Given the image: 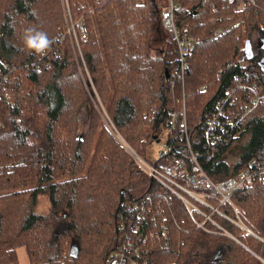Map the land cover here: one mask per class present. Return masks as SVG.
<instances>
[{
	"label": "trees",
	"instance_id": "1",
	"mask_svg": "<svg viewBox=\"0 0 264 264\" xmlns=\"http://www.w3.org/2000/svg\"><path fill=\"white\" fill-rule=\"evenodd\" d=\"M174 2L177 25L204 40L183 84L156 0H67L86 32L81 58L62 0H0V264H17L20 246L29 264H119L109 256L128 242L134 264H264V0L256 12L226 0ZM28 29L52 41L44 54L24 48ZM247 40L253 56L242 67ZM182 102L190 150L209 179L255 173L231 203L211 200L216 211H188L122 144L143 156L165 131L172 151L157 166L188 153ZM40 194L47 214L34 210ZM158 204L168 234L144 239L159 230Z\"/></svg>",
	"mask_w": 264,
	"mask_h": 264
},
{
	"label": "built area",
	"instance_id": "2",
	"mask_svg": "<svg viewBox=\"0 0 264 264\" xmlns=\"http://www.w3.org/2000/svg\"><path fill=\"white\" fill-rule=\"evenodd\" d=\"M226 1L229 7L236 12L245 8H251L255 10V12L258 9V0ZM159 6L161 9L160 24L175 45L178 63L177 72L180 76L181 83L183 84L185 72L189 67V58L191 57L196 46L201 44L204 40L202 37L194 36L193 34H191L187 25H177L174 19V12L177 9V4L174 2V0H159ZM239 23L240 20L230 26L218 28L213 32V34H211L210 38L218 39L223 37L225 34L229 33L233 28H235ZM79 27L82 33V37H85V29L83 24L80 23ZM240 64L242 67L246 66L245 61L240 62ZM252 87L255 88L254 85ZM256 93H259V89H256ZM258 99L259 97L256 96V98L251 101L252 105H255ZM181 114L182 120L179 122L178 126L182 131V136L186 138L185 140L188 147V153L182 156H174L170 159L169 162L163 163L161 164V166H157L155 161H153L152 163H148L142 156H139L133 150L128 148L126 144H124L123 142L122 144L128 150L138 166H140L151 178L164 186L166 190H168L171 194L176 196L185 205L188 211L198 210L196 203L208 206L209 208H212V211H216L217 209L215 207L210 206L211 200L216 201L218 203V206L224 203H231L230 196L233 193L249 186L253 182L255 173L251 171L250 168H247L233 176H228L216 182L209 179L198 165L196 154H194L190 150L189 141L186 134L184 102H182ZM217 114L223 116L222 107L219 106ZM175 116L176 114H174V117ZM209 123L212 130L214 129V126L220 125L217 116L212 118ZM207 139H209V136ZM171 151L172 144L167 142L166 140L163 141V143L161 144V150L158 152V158H164ZM258 176L261 179H264V173H260L258 174ZM154 215L157 218L159 217V219L161 220V222L157 224L159 230L148 231L147 233L149 235H147L146 233V235L143 236L144 239H146V237L155 239L158 231L161 232L162 236H167L168 234L167 226L163 222L166 220L165 211L160 204H158L157 208L155 209ZM135 216L137 218L142 217L140 213L135 214ZM154 224L155 223H153V225ZM131 245V242H128L126 243V245L120 247L115 253L110 254L109 261H117L119 264H134L129 256L127 257L126 255V252H129ZM135 254L138 255L137 250H135ZM143 264H146V260H143Z\"/></svg>",
	"mask_w": 264,
	"mask_h": 264
},
{
	"label": "rangeland",
	"instance_id": "3",
	"mask_svg": "<svg viewBox=\"0 0 264 264\" xmlns=\"http://www.w3.org/2000/svg\"><path fill=\"white\" fill-rule=\"evenodd\" d=\"M156 2H157L158 7H160L159 6V0H156ZM62 4H63V13H64V16H65V21L68 24L67 33L69 34L68 31H70V39L72 40V43L74 41L73 44H75V45L72 44L74 46V50L77 52V54L81 58V52H80V48H79V43L78 42H79L80 39H84L85 38V37H82V33H81V30H80V27H79V24L82 23V22L78 21V22H76V24H75V22H72V20L70 18V13H69V10H68L67 0H62ZM74 24L76 25L77 29H75ZM75 31H77V33ZM85 35H86V32H85ZM75 46H76V48H75ZM88 78H89V76L86 75V77H83V79H82L84 81L85 85H86V83L89 80ZM88 83L92 87L90 81ZM165 138H166V132L164 131V132H162L158 142L157 141H153V142L150 143V145L148 146V148L145 151L144 155L142 156L148 163H152L153 161L158 159V152L161 150V144L163 143V141H165ZM235 150H236V148H232L230 150V152L227 154V159H229V160L233 159ZM34 210H35V212H37L39 214H47L49 212L50 207H49V203H48V200H47V197H46L45 194H40L37 197V202H36V206H35ZM242 229L243 230H247V228H245L244 226H243ZM147 232H148V230L146 231V233ZM225 234L228 237L232 238L231 235H229L227 233H225ZM120 247H122V245H120L117 248V250ZM198 252H199V250H198ZM16 254H17V264H29L28 257H27V254H26V251H25L24 247H22V246L17 247L16 248Z\"/></svg>",
	"mask_w": 264,
	"mask_h": 264
},
{
	"label": "clouds",
	"instance_id": "4",
	"mask_svg": "<svg viewBox=\"0 0 264 264\" xmlns=\"http://www.w3.org/2000/svg\"><path fill=\"white\" fill-rule=\"evenodd\" d=\"M52 41L43 32L28 29L23 37L24 48L30 52L44 54L51 46Z\"/></svg>",
	"mask_w": 264,
	"mask_h": 264
},
{
	"label": "water",
	"instance_id": "5",
	"mask_svg": "<svg viewBox=\"0 0 264 264\" xmlns=\"http://www.w3.org/2000/svg\"><path fill=\"white\" fill-rule=\"evenodd\" d=\"M253 56V50H252V46L251 44L249 43V41L247 40L245 42V46H244V54L241 58V61H244L245 59H251ZM165 76L166 78L168 77V72L167 70H165ZM158 142V140H157ZM75 251V250H74ZM73 252V248H71V253Z\"/></svg>",
	"mask_w": 264,
	"mask_h": 264
}]
</instances>
